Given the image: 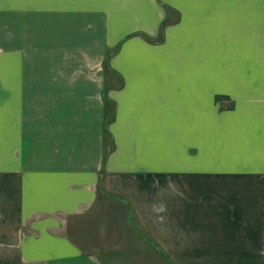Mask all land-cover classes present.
<instances>
[{"label":"crops","instance_id":"1","mask_svg":"<svg viewBox=\"0 0 264 264\" xmlns=\"http://www.w3.org/2000/svg\"><path fill=\"white\" fill-rule=\"evenodd\" d=\"M0 264H264V0H0Z\"/></svg>","mask_w":264,"mask_h":264},{"label":"clouds","instance_id":"2","mask_svg":"<svg viewBox=\"0 0 264 264\" xmlns=\"http://www.w3.org/2000/svg\"><path fill=\"white\" fill-rule=\"evenodd\" d=\"M158 184V181L156 182ZM167 183L169 184V186L173 187V190L175 191V187H174V182H172L170 179L167 181Z\"/></svg>","mask_w":264,"mask_h":264},{"label":"trees","instance_id":"3","mask_svg":"<svg viewBox=\"0 0 264 264\" xmlns=\"http://www.w3.org/2000/svg\"><path fill=\"white\" fill-rule=\"evenodd\" d=\"M107 113H110V112H107Z\"/></svg>","mask_w":264,"mask_h":264}]
</instances>
